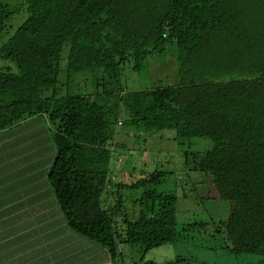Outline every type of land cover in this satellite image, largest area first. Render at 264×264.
Instances as JSON below:
<instances>
[{
	"label": "trees",
	"instance_id": "trees-1",
	"mask_svg": "<svg viewBox=\"0 0 264 264\" xmlns=\"http://www.w3.org/2000/svg\"><path fill=\"white\" fill-rule=\"evenodd\" d=\"M19 9L26 18L0 46V59L18 71H0V131L47 118L56 145L47 182L69 230L104 248L112 264H124L127 246L145 255L185 240L177 197L150 189L164 172L131 186L107 181L118 171L110 147L119 155L124 147L115 142L119 123L210 140L194 171L205 175L206 199L228 204L216 232L232 255L264 254V0H19L14 10L0 6V32ZM169 50L173 86L124 91L127 64L141 72ZM63 66L68 76L103 70L117 85L104 96L57 98ZM124 188H145L132 205L150 204L129 216Z\"/></svg>",
	"mask_w": 264,
	"mask_h": 264
},
{
	"label": "rangeland",
	"instance_id": "rangeland-1",
	"mask_svg": "<svg viewBox=\"0 0 264 264\" xmlns=\"http://www.w3.org/2000/svg\"><path fill=\"white\" fill-rule=\"evenodd\" d=\"M18 5L19 0H0V6L10 10L18 8ZM25 18L26 13L20 10L10 19L3 32H0V46L15 33ZM175 62L174 50H169L163 60L147 59L141 72L134 71L132 65L127 64L118 82L124 91L129 92L173 86L177 80ZM6 69L13 74L18 72L13 62L0 59V71ZM58 81L57 98L66 95L104 96V91L113 90L117 85V82L106 77L103 70L85 71L68 76L64 66L61 67ZM44 95L48 96L50 92H45ZM122 118L125 119L123 116ZM120 125L119 123L117 125L115 142L124 147L118 150L122 163L118 165V171H114L117 182L123 186H131L155 171L164 172L166 177L161 184L151 186L150 189L159 194L166 193L177 197V231L187 229L183 233L184 241L153 249L145 255L137 248L125 247L121 252L125 264H164L178 258L187 259L192 264H264V254L239 256L230 254L225 250L222 237L216 232L217 226L213 223L227 217L228 204L206 199L203 186L205 175L194 171L196 155H202L212 148L210 140H176L171 130L146 133L141 129L135 130L127 125ZM144 191L145 188L120 189L129 216L150 204L139 202L132 205ZM110 197L111 201L108 203H115L116 197ZM198 223L207 226L202 229L187 228Z\"/></svg>",
	"mask_w": 264,
	"mask_h": 264
},
{
	"label": "crops",
	"instance_id": "crops-1",
	"mask_svg": "<svg viewBox=\"0 0 264 264\" xmlns=\"http://www.w3.org/2000/svg\"><path fill=\"white\" fill-rule=\"evenodd\" d=\"M54 133L45 116L0 131V264H112L64 222L47 182Z\"/></svg>",
	"mask_w": 264,
	"mask_h": 264
},
{
	"label": "built area",
	"instance_id": "built-area-1",
	"mask_svg": "<svg viewBox=\"0 0 264 264\" xmlns=\"http://www.w3.org/2000/svg\"><path fill=\"white\" fill-rule=\"evenodd\" d=\"M110 151H111V154H112L111 163H115L117 165L121 164L122 163V159L120 158V155L118 154V152L114 148H111ZM115 180H116V176L114 174L113 175L110 174L107 177V181H109V182H113ZM107 188L110 189V185H107Z\"/></svg>",
	"mask_w": 264,
	"mask_h": 264
}]
</instances>
